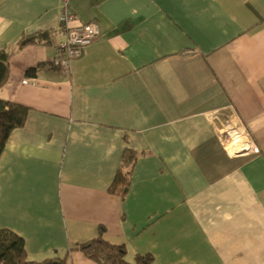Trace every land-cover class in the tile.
Listing matches in <instances>:
<instances>
[{
    "label": "crops",
    "instance_id": "1",
    "mask_svg": "<svg viewBox=\"0 0 264 264\" xmlns=\"http://www.w3.org/2000/svg\"><path fill=\"white\" fill-rule=\"evenodd\" d=\"M70 6L100 31L66 72L52 65L60 0H0V99L28 108L0 153V229L35 261L96 264L77 247L103 228L128 261L264 264V0ZM38 31L53 44L18 46ZM230 111L258 154L219 142ZM125 148L137 159L121 197L108 188Z\"/></svg>",
    "mask_w": 264,
    "mask_h": 264
},
{
    "label": "trees",
    "instance_id": "2",
    "mask_svg": "<svg viewBox=\"0 0 264 264\" xmlns=\"http://www.w3.org/2000/svg\"><path fill=\"white\" fill-rule=\"evenodd\" d=\"M54 34L51 31H38L33 34L23 35L18 43L19 47L30 44L52 45ZM43 64L26 70V75H34ZM9 75V53L0 52V87L6 82ZM28 108L14 102L0 99V153L11 131L22 127L27 117ZM137 159V153L125 148L119 168L114 179L109 185V192L124 197L130 185V177ZM103 228L98 236L78 244L79 251L96 264H152L150 255H136L132 261L126 259V248L115 245L102 238ZM67 253L62 257L54 256L39 261L29 260L26 255L24 241L19 235L8 229H0V264H69Z\"/></svg>",
    "mask_w": 264,
    "mask_h": 264
},
{
    "label": "built area",
    "instance_id": "3",
    "mask_svg": "<svg viewBox=\"0 0 264 264\" xmlns=\"http://www.w3.org/2000/svg\"><path fill=\"white\" fill-rule=\"evenodd\" d=\"M60 31L64 39L55 47L52 65L68 72L69 64L81 56L83 50L99 36V26L95 21L82 22L72 11L70 0H60ZM29 83V80H24ZM219 142L230 156L242 153L258 154L259 148L250 134L237 121L233 111L227 115L225 123L216 128Z\"/></svg>",
    "mask_w": 264,
    "mask_h": 264
}]
</instances>
